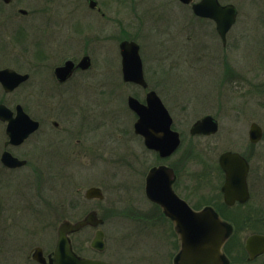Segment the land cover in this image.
<instances>
[{
  "label": "rangeland",
  "instance_id": "1",
  "mask_svg": "<svg viewBox=\"0 0 264 264\" xmlns=\"http://www.w3.org/2000/svg\"><path fill=\"white\" fill-rule=\"evenodd\" d=\"M21 1H39L42 6L41 29L38 35L25 39L26 49L49 50L55 48L58 42L61 47L68 42L74 47V57L80 58L86 53L93 58L91 70L74 77L75 83H81L73 85L68 96L90 104L92 117H100L107 109V126L93 133V138L105 142L91 148L90 166L82 170L83 177L75 182L78 183L76 187L83 186L75 197H81L84 204L75 207L76 217L84 213L82 208L95 206L105 218L107 249L102 257L118 260L120 264H173L179 247L176 235L169 228L172 223L161 207L145 194L148 171L153 166L166 164L177 172L175 185L180 193L199 206L218 203V211H225L226 220L237 226L236 233L225 246L231 264H264V257L248 261L245 250V241L250 234L264 232V137L255 144L249 140L252 122H257L264 130V86L260 85L257 76L255 78L242 68L255 60L256 47L248 45L238 52L240 47L235 46L240 55L241 69L235 64L230 70L222 65L220 68L201 70L196 42L198 21L191 5H185L180 0H166L164 9L148 6L153 0H98L105 16L91 11L86 0ZM236 1L239 16L232 34L241 35L243 39L248 35L245 18L259 17L263 12L244 4L246 0ZM62 17L74 18L75 28L71 34H62L60 32L65 31L63 26L51 24ZM11 27L0 24V41L6 48L18 53L25 47L18 36L11 35ZM45 34L52 35V38L48 39ZM68 36L71 39L64 41ZM125 38L137 40L143 45L141 53L146 59V73L150 76V72L153 73L152 87L168 108L173 128L181 134L180 148L168 158H160L156 152L148 150L141 136L134 138L133 123L130 131V121L134 122L135 116L128 107L127 97L135 95L144 99L145 93L132 84L118 83L119 43ZM46 53L51 58L56 57L49 51ZM220 70L226 74L220 73ZM226 75L229 82H221ZM206 114L218 120V132L192 135L190 129L193 123ZM122 125L128 131L126 134L117 128ZM228 149L238 150L249 157L252 168L250 184H257L250 201L236 207H226L221 196L215 194L224 180L217 158ZM95 159L99 160L93 167L91 164ZM51 183L44 182L40 197L39 191L36 192L35 187L30 185H11L12 188H6L7 192L0 193V210H6L0 211L3 221L0 222V264H15L9 262L10 252L14 255V252L23 249L18 248L13 239L11 241L15 234L11 231L23 235L29 230L28 221L35 217L27 211L48 207L49 203L43 202L47 197L55 206L64 203L63 211L70 208L72 185L66 179H59L58 186ZM93 184L103 185L105 200L86 202L82 195ZM38 198L41 201L37 202ZM12 212L19 215L1 216ZM58 218L52 216L54 222ZM93 234L92 229L90 237ZM28 250L26 247L24 252Z\"/></svg>",
  "mask_w": 264,
  "mask_h": 264
},
{
  "label": "flooded vegetation",
  "instance_id": "2",
  "mask_svg": "<svg viewBox=\"0 0 264 264\" xmlns=\"http://www.w3.org/2000/svg\"><path fill=\"white\" fill-rule=\"evenodd\" d=\"M96 1L98 2L97 6L95 8H90V10L98 15L105 16L106 14L102 11L99 1ZM86 2L88 3V0H86ZM202 2L203 0L193 1L195 4ZM217 2L221 7L233 5L237 10L236 19L226 35L222 36L218 29V23L215 18L195 14V17L198 21L196 42L200 60L202 62L199 66V69L203 70L210 67L220 68L222 65L227 66V69L230 70L235 64L238 65V69H241L242 66L238 61L240 57L238 52L248 45L255 46L256 56L255 60L252 61L254 63L250 62L242 68L245 69L249 74L255 75V78L257 76L260 85L262 84L264 86V0L243 1L244 4L251 5L253 8L256 7L259 10L262 9L263 12L262 16H250L249 18H245V25H247L245 29L248 31V35L243 39L240 37L241 35L232 34L239 16V6L236 5L237 1L217 0ZM193 3L185 5H191L192 7ZM148 6L164 9L166 8V0H153V3L150 1ZM41 9L42 6L39 1L24 2L21 0H2V3H0V24H7L9 28L10 25H12L11 29L13 32H11V35L18 36V40L21 41L22 46L25 47L16 53V51H11L10 49L6 48V46L2 45V42L0 41V71L12 69L21 75H28L26 80L20 82L13 89H9V85H5L4 81L0 79V193L4 194L7 192L6 188H12L10 187L11 185H17L19 187L22 185H30L35 187L36 192L39 191L40 197L44 182H52V185L55 183V185L58 186L57 183H59V179H66L68 184L72 185V198L70 199V208H67L65 211L61 209L65 206L64 203L57 205V207L55 204L53 205L50 202V198L48 197L43 201L49 203L48 207L39 209L35 208L34 210L27 211L31 212L35 218L28 221L30 224L27 226L29 230L25 231L23 235L20 234V232L16 233V231H11L12 233H15L12 235L14 238H11V241L13 239L12 242H15L18 248L23 249L18 252H14V249L12 248L14 255H12L10 252L11 256L9 262L13 261L15 264H55L54 256L58 241V230L60 223L66 219L72 222L82 220L93 211L99 218L103 219L104 222L98 225H86L78 231L70 233L69 239L74 252L80 257L101 259L108 262H113L115 264H120L118 260L114 261L102 257L103 253L107 249V240L106 230L104 229L105 218L100 215V209L95 206L82 208V212L84 211V213L78 217H76L77 213L75 211L76 206L84 205L82 203L83 201L81 200V197H75V195L83 189V186L76 187L75 185H78V183L75 184V182H78V180L83 177L81 174L82 170L84 168H88V165L90 164L89 154L91 152V148H93L94 145L96 147H98L97 145L101 146V142H105L99 141L95 137L93 138L94 130L102 127L105 128L107 126V119L105 118V112L107 109L100 115V117H92L90 115V104L87 105V102H84L83 100H74V97L68 96L70 94L69 89L74 87L73 85L81 83H75L73 80L74 77L78 74L85 75L87 72H89V70H91L93 67V58L90 54L86 53L83 55L81 54L80 58L74 57V54H72L74 53V47L68 45V42H64L65 45L62 47V44L58 42V45L56 44L55 48H50L49 50L41 48L26 49L24 44L25 39L29 38V36L38 35L39 28L41 29ZM161 15L163 16L162 13ZM74 23L73 17H62L59 19L56 18L54 23L51 24L55 25L56 27L59 25L63 26L65 31H61L60 33L71 34V31L75 28ZM256 30L259 32H256ZM250 33H253V35ZM40 36L43 37L42 33H40ZM45 37L49 39L52 38V35L45 34ZM1 39L2 38L0 37V40ZM70 39L71 36H68L64 41H68ZM126 39L128 38L122 39L120 43ZM120 43L118 52V83L132 84L133 86L143 90L145 93V98L140 99L137 96L136 97L140 99V101L145 102L147 93L150 90H155V88L152 87L151 83L153 73L150 72L152 76L146 73L148 70L145 67L146 59L141 53L143 45L138 42L140 45V55L143 63L144 77L148 84L147 87L132 81H126L124 79ZM72 44L73 41L71 42V45ZM235 46L240 47L238 52L237 49H235ZM60 47L61 51L58 50ZM48 51L56 54V57L51 58L49 53H46ZM86 55L90 56L92 61V65L89 68L84 69L81 67H74L73 72L69 77H67L66 80H60L58 78L56 74V69L58 67L64 66L69 60H72L75 64H78ZM224 71L222 70L221 72L220 70V73L226 74ZM226 81L229 82V77L227 75L223 76L221 79V82L223 83ZM221 85L224 86V84ZM128 107L131 111H133L130 106ZM99 108L103 110V107L100 106ZM133 115L135 116V120L134 122L132 119L130 121V131L133 123V130L135 133L133 134V137L139 139L137 136L142 137V135L136 133L135 130V123L138 120V115L135 111H133ZM26 116H28L29 119L25 118ZM31 128L33 130L27 134ZM117 128L120 132H125V134L128 132L123 125ZM151 151L155 152L154 150ZM243 155L250 163L249 157L245 154ZM220 156L221 153L219 154L217 161L221 171L223 172L224 180L221 187L219 188V191L215 194L217 196H221L223 204H225L226 207L245 205L250 201L252 191L253 195L255 194L257 185L256 183L250 184V175L252 172L251 163L248 172L250 198L246 203L236 202L234 205L230 206L225 202L223 185L226 179L225 172L220 165ZM98 160L95 159L94 163L91 165L94 167L95 164L98 163ZM174 172L175 179L173 181V188L180 198L187 201V203L194 210H199L207 205H210L216 213L222 215L225 220L227 219L226 217L228 216L225 217V211L223 213L218 211V203L213 202L212 204L199 206L190 201V199H188L185 195L180 193L175 185L177 172L176 170H174ZM62 183L67 184L66 181H63ZM74 186L76 190L74 189ZM90 187L100 188L104 194V198H87L86 192ZM51 190V196L53 198V186L51 187ZM82 196H84L86 202H90L92 200L101 202L105 200L106 197L103 185L99 184L88 186L84 192V195ZM1 198L2 197L0 196V199ZM52 198L51 201L53 200ZM39 201H41V198H38L37 202ZM0 211L5 212L6 210L2 209ZM62 213L65 214L62 216ZM11 214L14 215L17 213L12 212L10 214H3L1 216H9ZM52 216H58L59 220L54 222L52 220ZM42 217H45L46 219L41 220L40 218ZM166 218H168L172 223L171 227L169 226V228L170 231L172 230V232L176 235L178 247L180 248V238L174 221L168 215H166ZM226 221L229 223L232 232L223 247V251L228 264H231V259L225 251V246L234 236L236 233L235 231L238 228L235 223L232 224L228 220ZM0 222L3 221L0 219ZM92 229L94 230V234L90 237V230L92 231ZM98 230H101L104 233L103 240L105 246L103 250L92 247V241ZM256 233L264 235V232ZM171 237H173V235H171ZM11 241H9V245ZM26 247L29 248V250L24 252ZM12 249H10V251ZM246 249L247 248H245V250ZM247 251L248 250H246V252ZM178 254L179 251H177L173 257V264H177ZM247 255L248 261H254L260 257H264V252L253 259H250L249 252H247ZM42 257H44L45 261H40V259H38Z\"/></svg>",
  "mask_w": 264,
  "mask_h": 264
},
{
  "label": "water",
  "instance_id": "3",
  "mask_svg": "<svg viewBox=\"0 0 264 264\" xmlns=\"http://www.w3.org/2000/svg\"><path fill=\"white\" fill-rule=\"evenodd\" d=\"M88 1L90 7L95 8L97 6L96 0ZM181 1L189 4L193 0ZM193 11L198 15L215 18L222 36L226 35L237 15V10L233 5L221 7L217 0H203L202 3H194ZM120 50L124 79L147 87L139 44L133 40H124L120 43ZM91 65V58L86 55L78 64L72 60L67 61L64 66L56 69V74L60 80H66L73 72L74 67L87 69ZM27 77L28 75H21L12 69L0 71V79L4 81L5 85H9V89H13ZM128 105L138 114L135 130L144 137L147 147L155 149L162 157L169 156L176 151L181 143L180 133L172 128L173 118L155 90H150L147 93L145 102L130 95ZM25 118L29 119L28 116ZM218 128V121L212 115H206L192 125L190 132L209 135L216 133ZM32 130L31 128L27 134ZM262 137V127L253 122L249 130L250 140L258 142ZM220 164L226 174V181L223 185L226 203L233 205L236 201L246 202L250 197L247 181L249 171L247 159L239 152L226 151L220 156ZM174 179L175 172L172 167L156 166L147 175L146 193L151 200L162 206L163 211L175 223L181 243L177 264H228L223 246L232 232L229 223L223 220L212 207L194 210L187 201L180 198L174 191L172 185ZM86 197L103 199L104 194L100 188L90 187L86 192ZM103 222V219L99 218L93 211L84 219L76 222L63 220L58 230L54 263L115 264L101 259L78 256L69 239L70 233L78 231L86 225H98ZM103 236L104 233L98 230L92 241V247L103 250L105 246ZM246 248L250 254V259L264 252V235L252 234L247 239ZM38 259L45 261L44 257Z\"/></svg>",
  "mask_w": 264,
  "mask_h": 264
}]
</instances>
